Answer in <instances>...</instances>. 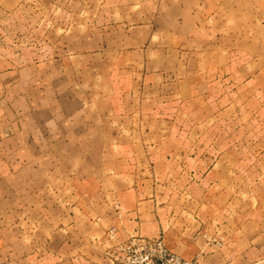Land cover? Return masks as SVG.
I'll return each instance as SVG.
<instances>
[{
  "label": "crops",
  "instance_id": "0c3cea01",
  "mask_svg": "<svg viewBox=\"0 0 264 264\" xmlns=\"http://www.w3.org/2000/svg\"><path fill=\"white\" fill-rule=\"evenodd\" d=\"M75 1L85 8L69 18L85 22L60 29L59 53L22 64L0 54V264H117L106 255L110 228L115 240L156 237L157 189L135 150L142 142L124 137L142 130L133 86L208 49H242L264 66V34L249 32L256 5L264 32V0ZM247 226L239 251L219 249L200 264H264V231Z\"/></svg>",
  "mask_w": 264,
  "mask_h": 264
},
{
  "label": "rangeland",
  "instance_id": "374dc122",
  "mask_svg": "<svg viewBox=\"0 0 264 264\" xmlns=\"http://www.w3.org/2000/svg\"><path fill=\"white\" fill-rule=\"evenodd\" d=\"M258 6L255 26L249 27L256 38L264 34ZM84 8L75 0H0V54L16 64L50 58L65 43L60 29L85 22L69 18ZM241 32L240 48L247 29ZM251 54L184 53L133 86L142 130L124 137L142 142L135 150L157 189L156 237L193 264L219 249L228 256L239 251L248 223L264 231V66L250 62ZM6 91V78L0 77L2 137Z\"/></svg>",
  "mask_w": 264,
  "mask_h": 264
},
{
  "label": "built area",
  "instance_id": "2783aa9c",
  "mask_svg": "<svg viewBox=\"0 0 264 264\" xmlns=\"http://www.w3.org/2000/svg\"><path fill=\"white\" fill-rule=\"evenodd\" d=\"M113 244L106 252L111 263L117 264H193L170 251L159 237L148 238L138 235L123 240L113 239L114 228L108 230Z\"/></svg>",
  "mask_w": 264,
  "mask_h": 264
}]
</instances>
